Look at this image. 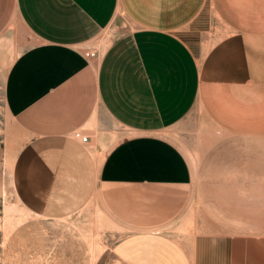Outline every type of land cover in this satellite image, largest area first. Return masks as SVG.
Listing matches in <instances>:
<instances>
[{"label": "crops", "instance_id": "crops-1", "mask_svg": "<svg viewBox=\"0 0 264 264\" xmlns=\"http://www.w3.org/2000/svg\"><path fill=\"white\" fill-rule=\"evenodd\" d=\"M20 28L4 96L26 206L98 199L126 229L103 264H264V0H0V35ZM196 112L200 165L168 133Z\"/></svg>", "mask_w": 264, "mask_h": 264}, {"label": "rangeland", "instance_id": "rangeland-1", "mask_svg": "<svg viewBox=\"0 0 264 264\" xmlns=\"http://www.w3.org/2000/svg\"><path fill=\"white\" fill-rule=\"evenodd\" d=\"M20 34L15 40L0 35V264H103L108 254L102 251L126 229L104 211L98 199L69 215L51 217L26 206L14 187L11 171L18 129L5 102L4 80L13 58L30 42L22 28ZM168 133L193 165L201 164L197 156L206 133L201 113H189ZM163 227L181 235L187 229L185 213Z\"/></svg>", "mask_w": 264, "mask_h": 264}, {"label": "built area", "instance_id": "built-area-1", "mask_svg": "<svg viewBox=\"0 0 264 264\" xmlns=\"http://www.w3.org/2000/svg\"><path fill=\"white\" fill-rule=\"evenodd\" d=\"M85 54L86 55H93L94 54V50H88V51H85ZM73 135L75 137H78L80 138L82 141H85L87 139V135L84 134L81 129H75L74 132H73Z\"/></svg>", "mask_w": 264, "mask_h": 264}]
</instances>
